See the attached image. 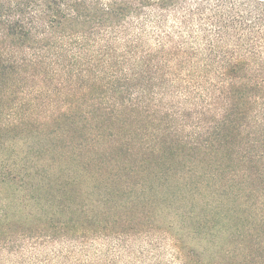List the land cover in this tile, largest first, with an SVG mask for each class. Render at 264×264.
<instances>
[{
  "label": "trees",
  "instance_id": "obj_1",
  "mask_svg": "<svg viewBox=\"0 0 264 264\" xmlns=\"http://www.w3.org/2000/svg\"><path fill=\"white\" fill-rule=\"evenodd\" d=\"M0 264H264V0H0Z\"/></svg>",
  "mask_w": 264,
  "mask_h": 264
},
{
  "label": "rangeland",
  "instance_id": "obj_2",
  "mask_svg": "<svg viewBox=\"0 0 264 264\" xmlns=\"http://www.w3.org/2000/svg\"><path fill=\"white\" fill-rule=\"evenodd\" d=\"M29 138H31L32 140H34V142L36 143V145H40V144H42V141H40L39 139H38V137H29ZM41 157H43L42 155L41 156H39L38 158H36L35 160V162H39V158H41Z\"/></svg>",
  "mask_w": 264,
  "mask_h": 264
}]
</instances>
